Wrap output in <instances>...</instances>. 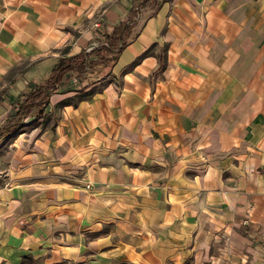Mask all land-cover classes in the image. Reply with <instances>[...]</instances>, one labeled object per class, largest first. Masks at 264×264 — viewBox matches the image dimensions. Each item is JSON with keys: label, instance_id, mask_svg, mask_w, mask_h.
Masks as SVG:
<instances>
[{"label": "crops", "instance_id": "obj_1", "mask_svg": "<svg viewBox=\"0 0 264 264\" xmlns=\"http://www.w3.org/2000/svg\"><path fill=\"white\" fill-rule=\"evenodd\" d=\"M136 1L0 0L5 122L134 24L100 90L52 93L0 152V264H264V0Z\"/></svg>", "mask_w": 264, "mask_h": 264}, {"label": "trees", "instance_id": "obj_2", "mask_svg": "<svg viewBox=\"0 0 264 264\" xmlns=\"http://www.w3.org/2000/svg\"><path fill=\"white\" fill-rule=\"evenodd\" d=\"M163 1L165 0H137L131 11L136 13L148 10L146 16L148 18L156 13ZM131 21L130 19L120 23L113 27L112 31L102 27L98 46L90 50L82 48L75 55L60 57L57 64L42 81L34 82L32 87L20 94L19 101L13 104L15 108L12 113L13 120L5 123L6 127L0 130V138H14L23 132V118L28 116L34 108L37 109L35 114L40 115L42 113V117L50 95L57 91L60 92L64 80L70 75L77 77L78 86L64 92L74 91L76 94L61 101L60 104H67V102L75 104L76 99H87L97 92L95 86L88 90L84 89L95 81L103 79L106 75H110L111 66L116 62L121 50L133 38L134 24ZM149 52V50L144 52V55ZM161 68H163L162 63L159 65V69ZM82 81H86V84L82 85Z\"/></svg>", "mask_w": 264, "mask_h": 264}, {"label": "rangeland", "instance_id": "obj_3", "mask_svg": "<svg viewBox=\"0 0 264 264\" xmlns=\"http://www.w3.org/2000/svg\"><path fill=\"white\" fill-rule=\"evenodd\" d=\"M139 22V21H138ZM100 42V38H96L94 37L87 45H86V48L88 50L92 49L93 47H96L98 46ZM63 51L65 52V50L63 49ZM63 51L61 53H63ZM106 78L108 77V75L105 76ZM104 77V78H105ZM104 83H107L106 81ZM104 83L102 84H99L95 87L96 90H100V86H102ZM83 85V84H82ZM78 86V83H77V78L74 77V76H68L65 80H64V84L63 86L61 87V90L60 91H65L66 89H75L74 87H77ZM100 87V88H99ZM94 89V88H93ZM95 91V90H94ZM37 112V109H33L30 114L28 116H26L25 118H23V132H21L20 134H23L24 132L34 128L35 126H38L39 128H42L43 125H44V120H45V115L43 114L42 117H41V114L40 115H36L35 113ZM36 115V116H35ZM13 120V116L11 115L10 116V119L8 121V123L10 121ZM6 126H2L0 127V130L5 128ZM19 134V135H20ZM17 135V136H19ZM13 140L12 138H9V137H2L0 138V152L2 150H4L6 147H8V144L10 143V141Z\"/></svg>", "mask_w": 264, "mask_h": 264}, {"label": "built area", "instance_id": "obj_4", "mask_svg": "<svg viewBox=\"0 0 264 264\" xmlns=\"http://www.w3.org/2000/svg\"><path fill=\"white\" fill-rule=\"evenodd\" d=\"M97 25V24H96ZM5 120H3V119H0V127H2V126H4L5 125Z\"/></svg>", "mask_w": 264, "mask_h": 264}]
</instances>
